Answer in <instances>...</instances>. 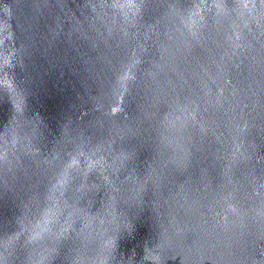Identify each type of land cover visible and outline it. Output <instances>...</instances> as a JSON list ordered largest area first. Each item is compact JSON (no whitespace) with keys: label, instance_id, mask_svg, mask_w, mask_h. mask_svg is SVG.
I'll use <instances>...</instances> for the list:
<instances>
[{"label":"water","instance_id":"water-1","mask_svg":"<svg viewBox=\"0 0 264 264\" xmlns=\"http://www.w3.org/2000/svg\"><path fill=\"white\" fill-rule=\"evenodd\" d=\"M0 264H264V0H0Z\"/></svg>","mask_w":264,"mask_h":264}]
</instances>
